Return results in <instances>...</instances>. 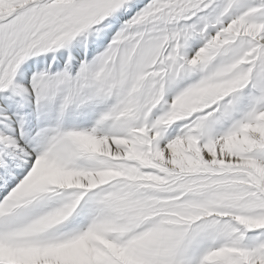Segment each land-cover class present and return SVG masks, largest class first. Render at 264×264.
Segmentation results:
<instances>
[{"label":"snow or ice","instance_id":"1","mask_svg":"<svg viewBox=\"0 0 264 264\" xmlns=\"http://www.w3.org/2000/svg\"><path fill=\"white\" fill-rule=\"evenodd\" d=\"M0 264H264V0H0Z\"/></svg>","mask_w":264,"mask_h":264}]
</instances>
